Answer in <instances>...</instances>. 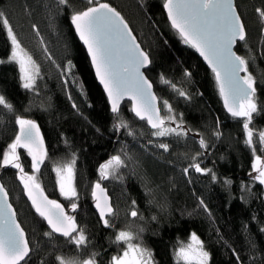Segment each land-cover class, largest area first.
Masks as SVG:
<instances>
[{
	"label": "trees",
	"instance_id": "obj_1",
	"mask_svg": "<svg viewBox=\"0 0 264 264\" xmlns=\"http://www.w3.org/2000/svg\"><path fill=\"white\" fill-rule=\"evenodd\" d=\"M99 2L111 4L125 17L149 53L152 63L145 75L159 97L162 114L167 112L163 101L168 100L178 119L183 114L182 127L192 131L186 137H153L147 124L131 115L126 102L115 119H126L135 137L123 128L114 130V114L70 25L73 8H82L87 0H71V7H58V0H0V10L7 13L22 45L41 67L33 91L21 86L16 64H0V94L14 106L12 112L0 106V158L18 131L16 115L35 120L48 152L37 176L45 194L66 208L69 200L58 195L53 167L75 153L79 199L73 215L90 241L86 248L77 250L59 234L45 237L44 232L50 231L47 223L32 208L15 175L17 170L5 166L0 168L1 183L33 249L27 264H57L55 254L82 260L92 252L100 253V264H109L111 256L121 251L112 243L115 230L137 231L138 225L145 228L140 235L152 250L155 264H176L174 248L179 241L186 243L192 232L204 242L210 254L208 264H264V188L252 180L253 153L245 143L242 120L224 112L214 74L170 27L162 8L164 0ZM235 4L246 30V40L238 43L235 51L248 59L249 71L256 78L261 111L254 114L252 126L260 130L264 129V18L257 9L264 10V0H235ZM33 24L38 26L39 35ZM10 50L11 43L0 23V59H6ZM69 60L70 73L63 71ZM161 76L187 92L188 98L179 96ZM214 131L221 136L217 138ZM201 135L207 148L200 147ZM255 140L256 154L264 157L258 134ZM159 143H168L169 149L165 151ZM122 148L132 156L117 173L122 179L101 181L116 212L112 217L116 229L105 228L93 208L92 182L99 178V164ZM197 152L201 155L195 162L215 172L216 181L210 173L189 168ZM19 153L25 171L31 172V158ZM184 168H189L187 174ZM225 179L231 183L226 184ZM132 208L138 209L140 216L132 217ZM153 215L157 220L151 219Z\"/></svg>",
	"mask_w": 264,
	"mask_h": 264
},
{
	"label": "snow or ice",
	"instance_id": "obj_2",
	"mask_svg": "<svg viewBox=\"0 0 264 264\" xmlns=\"http://www.w3.org/2000/svg\"><path fill=\"white\" fill-rule=\"evenodd\" d=\"M57 6L71 7L72 3L71 0H58ZM163 7L172 28L180 35L183 43L194 48L208 63L215 75L224 108L234 119L242 120L245 143L253 153L252 171L256 174L252 176V180L264 185V157L256 154L255 147V136L258 134L259 144L264 150V129L257 130L252 126L254 114L261 111L256 98V78L249 71L248 59L237 54L233 47L238 40H246L245 25L236 4L233 0H164ZM257 12L264 18V10L258 8ZM70 19L76 34L87 48L96 77L107 94L114 114L115 131L119 132L123 128L129 136L135 137V132L126 119H115L120 115V101L125 96L131 99V111L135 116L140 120H146L152 129L153 137H186L192 131L190 128L182 127L185 123L183 114L181 113L178 119L168 100L163 101V107L167 112L162 114L161 107L157 103L159 97L153 91L152 82L142 71L152 63L150 55L141 47L128 21L116 8L107 2L87 0L82 8H73ZM0 23L11 43L10 53L6 59H0V64H16L21 86L35 91L37 80L41 75L40 65L22 45L7 13L3 10H0ZM32 28L39 35L38 26L33 24ZM41 43H43L42 37ZM44 51L48 53L47 47ZM47 58L52 59L50 54ZM71 67L72 61L69 60L63 71L70 73ZM185 75L190 73L185 71ZM161 79L177 91L179 96L188 98V93L178 88L175 83L165 80L163 76ZM0 106L9 112L14 111V106L3 94H0ZM72 106L78 110L75 103ZM15 123L19 130L3 151L0 168L11 166L17 170L15 175L23 185L24 193L31 202L32 208L47 222L50 229L44 232L45 237L59 234L65 238L66 243L75 245L77 250L86 248L90 241L85 229L77 224L76 216L67 212L59 200L45 194L37 176L48 155L37 122L16 115ZM213 135L219 138L221 133L214 131ZM149 143L153 141L150 140ZM199 144L202 149L208 146L202 135ZM159 147L167 151L169 144L159 143ZM21 148L31 157V172L25 171L20 161L18 149ZM199 155L201 153L197 152L192 157L194 163L190 164L189 168H194L198 173H210L212 180L216 181L218 177L215 172L195 162L196 156ZM131 159L132 156L122 148L98 166L99 178L92 182L91 196L99 213V220L105 228L116 229L112 219L116 216V212L109 202L101 181L109 177L122 179L117 173L122 167H126L127 161ZM189 168L183 169L185 174L188 173ZM53 171L56 172L59 193L69 200V207L74 213L78 208L76 201L79 199L75 185L76 154L72 153L71 159L54 165ZM225 183L230 184L231 181L225 179ZM132 204L135 205L136 201L133 200ZM200 205L208 211L203 199H200ZM158 207L163 208L164 205L158 204ZM130 215L134 218L140 216L136 208L130 210ZM151 219L157 220V216L153 215ZM137 228V231H132L130 228L115 230L112 243L121 251L111 256L109 264H155L152 250L144 245L140 235L145 228L143 225H138ZM32 251L25 229L17 220L16 211L9 202V193L0 183V264H27L26 258L30 257ZM173 254L176 264L181 262L208 264L210 256L196 232L190 234L187 243L179 241ZM99 256V252H92L85 259L75 260L66 259L62 254H55V261L57 264H100Z\"/></svg>",
	"mask_w": 264,
	"mask_h": 264
},
{
	"label": "water",
	"instance_id": "obj_3",
	"mask_svg": "<svg viewBox=\"0 0 264 264\" xmlns=\"http://www.w3.org/2000/svg\"><path fill=\"white\" fill-rule=\"evenodd\" d=\"M233 2L235 3V0H233ZM162 8H163V12H164V14H165V17H166V19H167V22L169 23V25H170V27L172 28V26H171V23L169 22V20H168V16H167V12H166V10L164 9V7L162 6ZM70 25H71V28L73 29V32H74V34H75V36H76V38H77V40H78V42L80 43V45L82 46V48L84 49V51H85V53H86V55H87V57H88V60H89V63H90V67H91V70H92V72H93V75H94V78H95V80H96V82H97V84H98V86L100 87V89H101V91H102V93L104 94V96H105V98H106V100H107V103H108V106H109V109H110V111H111V105H110V103H109V101H108V97H107V94L105 93V91H104V88H103V85L102 84H100V82H99V80L97 79V77H96V74H95V69L92 67V64H91V57L89 56V54H88V51H87V48H86V46L83 44V42L79 39V36L76 34V32H75V28H74V26L71 24V21H70ZM173 29V28H172ZM175 32H176V30L175 29H173ZM177 33V32H176ZM178 34V33H177ZM179 35V34H178ZM180 36V35H179ZM242 41H237V43L233 46L234 47V50L236 49V46H237V44L238 43H241ZM191 47V46H190ZM192 48V47H191ZM194 49V48H193ZM195 50V49H194ZM195 52L197 53V55L199 56V59L202 61V63L207 67V69L208 70H210L211 72H212V70H211V68L208 66V63L204 60V58L199 54V52H197L196 50H195ZM149 66L150 65H148L146 68H144V69H142V71H146L148 68H149ZM213 73V72H212ZM214 74V73H213ZM241 75H243V73H241ZM214 78H215V75H214ZM215 82H216V80H215ZM153 91H154V88H153ZM155 92V91H154ZM220 96V95H219ZM220 99H221V102H222V107H223V110H224V112L228 115V116H230V117H232L228 112H227V110L224 108V105H223V100H222V98L220 97ZM129 103V105H130V113H131V115L137 120V121H140V122H145L146 124H147V122H146V120H140L139 118H137L136 116H135V114L131 111V107H132V101H131V99L129 98V97H127V96H125L121 101H120V108H121V106H122V104L123 103ZM158 105H159V100H158ZM160 106V105H159ZM111 113H112V111H111ZM113 114V113H112ZM147 126L149 127V129H151L150 128V126L147 124ZM19 130V129H18ZM152 130V129H151ZM0 183H1V180H0ZM102 186H103V184H102ZM104 187V186H103ZM105 188V187H104ZM106 190V189H105ZM106 192H107V190H106ZM26 195V194H25ZM107 195H108V193H107ZM27 197V196H26ZM108 197H109V195H108ZM91 198H92V196H91ZM28 199V198H27ZM9 202H10V199H9ZM30 202V201H29ZM109 202L111 203V201H110V197H109ZM11 203V202H10ZM30 204H31V202H30ZM92 204H93V208H94V210H95V212L97 213V215L99 216V213L97 212V210H96V208H95V204H94V201L92 200ZM13 206V205H12ZM32 206V205H31ZM14 208V207H13ZM38 215V214H37ZM17 216V215H16ZM18 220V219H17ZM46 222V221H45ZM47 223V222H46ZM48 226V225H47ZM26 233V232H25ZM26 259H28V258H26Z\"/></svg>",
	"mask_w": 264,
	"mask_h": 264
},
{
	"label": "rangeland",
	"instance_id": "obj_4",
	"mask_svg": "<svg viewBox=\"0 0 264 264\" xmlns=\"http://www.w3.org/2000/svg\"><path fill=\"white\" fill-rule=\"evenodd\" d=\"M19 151H22V152H24L25 154H27V152L24 150V149H18V152ZM31 158V157H30ZM6 167H11V166H6ZM54 174H55V180L57 181V176H56V172L54 171ZM256 173H254V175H255ZM263 186V188H264V185H262ZM56 187H57V192H58V195H59V197L61 198V199H63V200H68V199H66V198H64V197H62L61 195H60V193H59V188H58V186H57V183H56ZM65 210L67 211V212H69L70 214H73V212H72V209L68 206V207H66L65 208ZM188 241V240H187ZM187 241H186V243H187ZM183 263V262H182Z\"/></svg>",
	"mask_w": 264,
	"mask_h": 264
}]
</instances>
